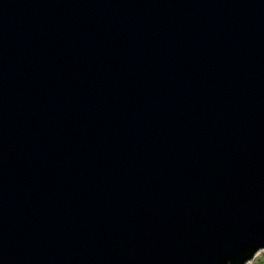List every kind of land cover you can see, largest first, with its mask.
<instances>
[{"label":"water","instance_id":"obj_1","mask_svg":"<svg viewBox=\"0 0 264 264\" xmlns=\"http://www.w3.org/2000/svg\"><path fill=\"white\" fill-rule=\"evenodd\" d=\"M262 250L264 0H0V264Z\"/></svg>","mask_w":264,"mask_h":264},{"label":"rangeland","instance_id":"obj_2","mask_svg":"<svg viewBox=\"0 0 264 264\" xmlns=\"http://www.w3.org/2000/svg\"><path fill=\"white\" fill-rule=\"evenodd\" d=\"M248 264H264V250L260 251L259 255Z\"/></svg>","mask_w":264,"mask_h":264},{"label":"bare ground","instance_id":"obj_3","mask_svg":"<svg viewBox=\"0 0 264 264\" xmlns=\"http://www.w3.org/2000/svg\"><path fill=\"white\" fill-rule=\"evenodd\" d=\"M259 252H260V251H259ZM259 252H258V253H256V255L254 256V258H256V257L259 255ZM254 258H253V259H254Z\"/></svg>","mask_w":264,"mask_h":264}]
</instances>
